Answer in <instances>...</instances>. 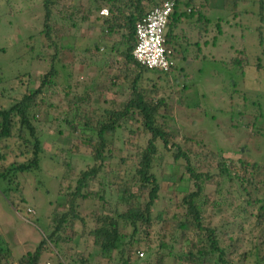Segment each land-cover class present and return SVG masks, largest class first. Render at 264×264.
<instances>
[{
    "label": "rangeland",
    "instance_id": "rangeland-1",
    "mask_svg": "<svg viewBox=\"0 0 264 264\" xmlns=\"http://www.w3.org/2000/svg\"><path fill=\"white\" fill-rule=\"evenodd\" d=\"M74 2L81 6L86 5V0ZM194 2L197 5L202 0ZM209 2L212 4L199 7V11L209 18L208 33L201 32L199 38L195 31L191 33L186 28L187 21H182L185 33L189 32V39L184 40L178 36L174 49L169 53V61L175 66L168 75L169 80L153 73H146L144 76L149 78L147 86L153 83L158 88L159 97L168 96L172 102L175 95L179 99L177 101L181 103L176 108L174 117L176 124L170 132L175 136L173 141L182 150L187 151L192 161L197 162L196 171L201 174L208 172L209 178L204 193L219 199V206L204 207L203 219L204 223L226 230L230 235L233 247L231 250L227 249L224 260L227 264H250L247 259L242 261L239 255L251 247V242L247 240L252 241L253 235L257 237L252 231L253 227L248 226L253 222V217L249 214L255 212L252 209L254 207L242 201L244 195L238 181L233 184L223 182L219 194L215 192L214 181H219L215 175L217 155L223 158L227 168L232 167L237 176H241L243 172L239 159L264 166V20H260L264 17V12L259 14L258 0H239L234 15L233 10L221 8L219 0ZM70 3H72L70 0H65L52 10L51 20H55L57 25L67 26L66 22L63 24L60 22L57 13L66 16L70 12V7H64L71 5ZM178 9L185 10L182 5ZM194 10H197V6ZM195 18L194 14L188 20L194 22ZM216 18L221 19L219 22L221 36L216 46H204L202 40L210 39L216 34V26L213 24ZM42 25L43 11L40 0H0V73L4 77L9 78L18 72L29 71V85L33 88L38 85V77L45 73L48 58L53 54V49L48 48L45 41L43 42V36L40 34L43 31ZM97 25L94 24V29L91 30L86 23H82L72 30L69 36L53 35L54 42L61 45L57 58L68 66L71 84H76L74 89L72 88L74 93H80L84 88L93 89L94 96L89 108L94 105L108 107L114 95L117 107L122 103L121 95L118 97L117 94H113L116 89L111 87L109 88L111 91L106 93L103 84L112 73H121L122 59L116 58V67L109 66L99 75L94 64L85 65L88 61L86 55L81 52V49L91 43L92 38L99 32ZM194 29L198 30L199 27L195 25ZM195 43H198L197 48ZM235 50L245 54L242 73L236 72L237 69L234 72L229 70L230 60L237 56ZM37 54L41 55L42 62L34 58ZM68 70H63V73L66 74ZM182 84L188 88L182 90ZM46 98L51 106L47 113L49 121L41 125L43 154L39 168L17 173L14 184L0 183V237L10 248L14 258L36 248L48 232V215L52 211H62L61 204L64 202L67 187L73 188L78 171L91 165L89 150L81 146L77 147L76 152L73 150L72 145L76 140L69 135L61 121L68 105L64 90L58 84L51 88ZM132 128L135 130L136 125L133 124ZM182 134L200 144L194 142L189 147V141H184ZM116 136H118L114 141L116 157L111 159L109 164H105L103 174H99L89 185V190L93 192L99 190V182L109 186L104 188L106 193L104 192L103 197L104 201L110 204L117 199V184L122 180L123 173L133 164L135 147L143 146L146 139L141 132L136 136L129 134L127 130L118 132ZM160 149L158 145L161 153ZM171 150L176 151L174 147ZM119 157L124 161L121 162ZM10 161L11 158L8 157L5 163ZM245 169V175L251 176L248 167ZM160 173L163 175L160 192L162 197L152 208V213L153 216L158 211L163 213L164 222L152 220L146 233L140 234L137 250H130L131 259L135 258L137 252V257L141 259L139 264H154L158 252L165 254L171 246L172 253L164 258L163 264H174L172 256L180 247L178 234L172 242L167 234L169 230L163 232L162 228H168L173 212L181 213L182 209L176 206L185 190V183L182 182L172 191L170 185L166 184V178L173 174L182 175L183 167L175 163L169 154H165L155 170L158 178ZM243 186H246L245 181ZM107 188H110V194H107ZM189 189L192 190L191 185ZM102 202L96 199L93 202L81 201L78 214L84 218V223L75 221L71 233L66 230L65 233L70 239L65 243H60L57 247L45 243L39 264H79L82 257L89 260L85 264H112L111 261L104 259L96 263L99 257L95 255L91 259L88 257L93 252L88 231L94 225V218L90 214H98ZM122 207L123 204H120L119 209ZM240 208H244L248 213L241 212ZM230 226H233L232 229ZM238 229L241 231L235 236ZM122 230L128 232L127 228ZM161 234L164 235L163 239H160ZM186 235L189 240L194 239L188 230ZM220 235H218L220 245L226 246L227 243ZM160 240L168 246L163 251H158ZM146 246L149 247V251L145 257L143 251ZM185 247L187 248L186 244ZM175 264L187 263L175 261Z\"/></svg>",
    "mask_w": 264,
    "mask_h": 264
},
{
    "label": "trees",
    "instance_id": "trees-1",
    "mask_svg": "<svg viewBox=\"0 0 264 264\" xmlns=\"http://www.w3.org/2000/svg\"><path fill=\"white\" fill-rule=\"evenodd\" d=\"M63 1L65 0H40L43 11V31L40 34L43 36L45 45L53 49V54L48 58L45 73L38 77V85L34 88L29 85V71L18 72L9 78L0 73V183L14 184L17 173L39 168L43 154L41 125L49 121L47 113L51 106L46 95L58 84L64 90V97L67 98L68 104L61 121L69 135L76 140V143L72 145L73 150L76 152L78 146L89 150L91 165L78 171L74 178L73 188L67 187L64 202L61 204L62 211H52L48 215V232L33 251H27L18 258H14L10 253V248L0 237V264H39L43 254V245L50 243L53 247H57L60 243L68 241L70 236L66 235V230L71 233L75 221L84 223V218L78 214L80 202L83 200L93 202L94 199L103 202L98 214H90L94 218V225L88 231L91 246H93V252L88 256L89 259L95 255L99 257L96 263L104 259L111 261L112 264H139L141 259L137 257V252H135V258L131 259L130 250H137L139 236L146 233L152 220L164 222L163 213L158 211L153 216L152 208L162 197L160 192L163 175L160 173L158 178L155 170L165 154H169L175 163L183 167V174L167 176L166 184L170 185L173 191L182 182L185 183V190L176 206L182 209L181 213L173 212L168 228H162V231L169 230L167 234L172 242L176 234L180 239L179 250L172 256L173 263L185 261L187 264H227L224 257L227 255V249L233 247L230 235L226 230H220L217 226L204 223L203 219L204 207L219 206V199L204 193L209 178L208 172L201 174L196 171L197 162L192 161L187 151L182 150L173 141L175 136L170 132L176 124L174 118L176 108L181 103L177 101L179 99L175 95L172 102L169 101L168 96L159 97L155 84L146 85L149 81V78L144 76L146 73H153L169 80L168 75L175 66L170 64L166 71L147 69L131 57L135 44L134 25L147 11L158 6L163 0H86L84 6L70 0L71 5L64 7H70V12L66 16L57 13L60 22L62 24L66 22L67 26L57 25L55 20H51L52 10L61 5ZM209 1L212 0H202L196 5L194 0H173V9L164 32L165 50L168 53L174 49L178 36L184 40L189 39V32L185 33L186 30L181 25L182 21L186 20V28L191 33L195 31V35L199 38L201 32L208 33L209 18L199 11V7L211 5ZM238 1L219 0L220 7L233 10V15L236 12ZM258 2L259 14H262L264 0H258ZM180 5L185 10H179ZM195 6L197 10H194ZM105 8L107 14L103 17L99 12ZM194 14L195 21L191 22V19H188ZM260 20L263 21L264 17ZM219 22L221 19L216 18L213 23L216 26V34L210 39L202 40V45L216 46L221 36ZM82 23H86L91 30L94 29V24H98L100 29L92 38V42L81 49L88 61L85 65L94 64L98 74L101 75L109 66L116 67V58L123 61L120 65L121 73H112L107 82L103 84L106 93L111 91L109 89L111 87L116 89L112 92L113 94H117L118 97L121 95L122 103L117 107H115L114 95L108 107L94 105L89 108L92 96H94L93 89L84 88L80 93H74L72 88L74 89L76 84H71V73L68 66L57 58L61 45L59 42H54L53 35L69 36L71 31ZM195 25L199 27L198 30L194 29ZM72 38L75 39L73 35ZM194 45L197 48L198 43ZM31 48L33 49V46ZM234 53L237 56L230 60L229 70L234 72L237 69L236 72L242 73L245 54L240 50H235ZM34 58L39 62L43 61L39 54ZM185 58L182 57V59ZM63 70L69 72L64 74ZM116 79L119 81L116 82ZM181 87L182 90L188 88L185 84ZM102 101L106 102L105 99ZM133 124L136 125L135 130L132 128ZM122 130H127L129 134L136 136L141 132L146 139L143 146L135 147L133 164L126 170L127 172L123 173L122 180L117 184V199L110 204L108 201L105 202L103 197L104 192L106 193L104 188L109 186L99 182V190L93 192L89 190V185L90 182L96 180L99 174H103L105 164H109V161L116 157L114 141L118 139L116 134ZM58 132L61 133L60 130ZM182 139L189 141V147L195 142L183 134ZM158 145L161 147V153ZM172 147L176 151L173 152ZM8 157L11 161L5 163ZM217 158L215 175L219 181H214L216 194H219L223 182L233 184L238 181L244 195L242 201L254 207L252 209L255 211L249 214L252 215L253 222L248 226L253 227L252 231L257 237L253 235L252 241L247 240L251 242V247L246 252H241L239 256L242 261L247 259L250 264H264V166L254 162L246 163L239 159L238 162L243 172L241 176H237L231 166L228 168L225 166L220 155H217ZM119 160L124 161L120 157ZM178 160L181 162H176ZM247 167L251 176L245 175ZM184 175L185 178H183ZM243 181L246 182V186H243ZM189 185L192 190L189 189ZM133 188L135 189L132 190ZM107 192L110 194V188H107ZM120 204H123L122 209H119ZM240 211L248 213L244 208H240ZM232 227L230 226V229ZM124 228H127L128 232H122ZM187 230L194 238L193 240L186 237ZM240 231L238 229L235 236H238ZM248 233L251 232L248 231ZM219 234H221V239L227 243L226 246L220 245ZM163 238L164 235L161 234L160 239ZM158 244V251H163L168 247L161 240ZM169 249L165 254L158 252L154 264H163L164 258L171 255L173 247ZM148 251L149 247L146 246L143 251L145 257ZM87 262H89L88 258L82 257L79 264Z\"/></svg>",
    "mask_w": 264,
    "mask_h": 264
},
{
    "label": "built area",
    "instance_id": "built-area-1",
    "mask_svg": "<svg viewBox=\"0 0 264 264\" xmlns=\"http://www.w3.org/2000/svg\"><path fill=\"white\" fill-rule=\"evenodd\" d=\"M173 5V0H163L158 6L147 11L134 25L135 44L131 57L147 69L166 71L170 67L169 53L165 50L164 32ZM106 13L105 9L99 12L102 16Z\"/></svg>",
    "mask_w": 264,
    "mask_h": 264
}]
</instances>
